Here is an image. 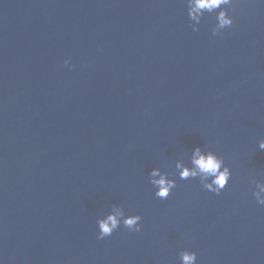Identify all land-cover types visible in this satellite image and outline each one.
Masks as SVG:
<instances>
[{
    "label": "water",
    "instance_id": "1",
    "mask_svg": "<svg viewBox=\"0 0 264 264\" xmlns=\"http://www.w3.org/2000/svg\"><path fill=\"white\" fill-rule=\"evenodd\" d=\"M189 2L0 0V264H264V0L220 35ZM197 145L231 170L219 194L179 178ZM112 204L142 230L98 239Z\"/></svg>",
    "mask_w": 264,
    "mask_h": 264
},
{
    "label": "clouds",
    "instance_id": "2",
    "mask_svg": "<svg viewBox=\"0 0 264 264\" xmlns=\"http://www.w3.org/2000/svg\"><path fill=\"white\" fill-rule=\"evenodd\" d=\"M235 0H190L187 4V14L193 31L199 30V24L205 13H215L216 23L212 27L213 35L222 34V30L231 27L234 17L229 14L234 9ZM66 65L70 64V58L64 60ZM258 149L264 151V138L258 141ZM175 169L179 178H199L201 185L214 193L219 194L228 184L231 177V170L225 163L223 156L218 155L210 148L195 146L191 150L188 162L177 159ZM175 174L163 171L160 167H153L148 179L155 189V196L160 199H167L176 186ZM255 185L253 196L256 201L264 205V179L253 177L250 181ZM142 217L139 214H126L125 208L119 204H112L110 209L97 218V238L103 239L110 236L121 224L129 231L140 232ZM181 264H196L197 253L189 249H183L179 253Z\"/></svg>",
    "mask_w": 264,
    "mask_h": 264
}]
</instances>
